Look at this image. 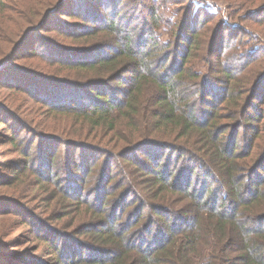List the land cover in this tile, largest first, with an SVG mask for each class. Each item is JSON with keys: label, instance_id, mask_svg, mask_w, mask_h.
<instances>
[{"label": "trees", "instance_id": "1", "mask_svg": "<svg viewBox=\"0 0 264 264\" xmlns=\"http://www.w3.org/2000/svg\"><path fill=\"white\" fill-rule=\"evenodd\" d=\"M11 1L0 0V142L27 187L0 195V264H264L262 49L225 55L235 30L198 41L205 21L190 15L170 40L134 46L128 6L146 9L144 30L162 25L146 0ZM263 4L248 24L264 42ZM57 155L70 158L64 174ZM62 177L64 203L38 205L40 184ZM97 182L90 203L84 185Z\"/></svg>", "mask_w": 264, "mask_h": 264}, {"label": "rangeland", "instance_id": "2", "mask_svg": "<svg viewBox=\"0 0 264 264\" xmlns=\"http://www.w3.org/2000/svg\"><path fill=\"white\" fill-rule=\"evenodd\" d=\"M53 1V0H49ZM129 1L130 3L133 2V0H124V3ZM138 1V0H135ZM147 1V8L151 7V9H155L158 11V16L160 18V23L162 25H159L158 28L144 30V25H151L150 20L147 16L148 13L146 12V9H140V8H131L127 7V13L128 16L124 18V20L120 21L122 30L124 31L123 35H127L130 39H132V42L134 46L136 43H138L144 34V38L142 41L147 40L148 37H151L154 35V37L159 40L166 42L171 39V35H174L177 26H179V22L183 19L184 16L190 15V25L193 24V28L195 27V21H198V24L203 27L202 30L198 33L197 36L198 41L209 39L212 32L220 25L224 24L223 27H231L229 28L231 32H234L235 35L229 36L228 31L225 32V55L232 53L240 54L241 52H245L248 55L250 53L255 52L258 49H262L264 53V42L262 38L257 35L256 33H253L249 28V21L248 17L257 18V9L260 7L262 3H264V0H146ZM12 3L17 2L20 3L19 0H12ZM264 5V4H263ZM125 14V12H124ZM194 17V18H193ZM199 18V19H198ZM73 21H75V18H71ZM80 23L82 21L77 20ZM200 26V27H201ZM200 27H197L199 29ZM255 30V28H252ZM12 31L13 26L10 23L9 27L6 28L2 36L4 38L12 37ZM142 31V32H141ZM256 31V30H255ZM236 39V47L234 50H229V46ZM141 41V42H142ZM247 44V46H244L242 43ZM238 43H241L238 45ZM260 60L256 61L255 65L259 63ZM254 65V66H255ZM261 69H264V63L260 67ZM3 93H6L5 91H1ZM263 94V93H262ZM74 96V95H72ZM57 99H59V95H56ZM45 118H36V121L42 122ZM1 129V128H0ZM2 131V130H0ZM5 135H10V131L6 130ZM0 142V178L7 180V179H14L11 184L7 186H3V188L0 190V195H5L7 197V194L11 190H16L19 192H23L27 187V180H16L14 172L16 163H13L15 161L16 156L13 154V150L9 146H2ZM58 161L59 158L61 159L59 163L57 164V171L59 174H64V168H63V160L64 159H70L69 157H64L57 155ZM138 158H140L138 156ZM141 159V158H140ZM101 159H98L95 162V165L92 166L94 172L96 174V179L101 180L103 175H101L100 164ZM114 175L118 173L117 168H113ZM91 173V174H92ZM106 173V171H105ZM104 173V174H105ZM121 175V174H120ZM120 177V176H119ZM123 177V175H122ZM121 178H115L112 180L110 184H116L119 183ZM2 181V180H1ZM0 181V184H1ZM65 182V177L58 178L54 180V185H52V182H46L45 180L40 184L43 189L47 190V196H43L42 199L38 201V205L43 206L45 201H48L49 199H53L54 201H57L58 204H63L64 201L61 200V185ZM84 187L87 188V192L89 196H84L83 198L86 199L88 202L92 203L94 195L96 196L98 192V182L93 184L92 186L84 185ZM61 191V192H60ZM60 192V193H59ZM63 193V192H62ZM68 204L72 205V202L67 201ZM73 207V206H70ZM2 209V208H0ZM58 213H56L53 216L54 220L58 219V216L62 213H64V207L61 208L58 206L57 208ZM8 222V220H7ZM64 221L60 220L58 222H55L53 220L50 221V225L52 227H58L60 228L62 223ZM8 239H2L4 243L8 241ZM13 246V244L6 245L4 250L6 253H19V252H26L24 249L26 248H9Z\"/></svg>", "mask_w": 264, "mask_h": 264}]
</instances>
